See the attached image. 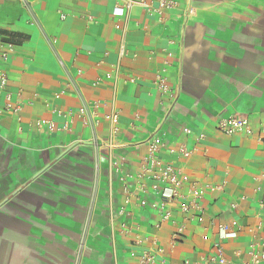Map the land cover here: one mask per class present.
<instances>
[{"label": "crops", "instance_id": "crops-1", "mask_svg": "<svg viewBox=\"0 0 264 264\" xmlns=\"http://www.w3.org/2000/svg\"><path fill=\"white\" fill-rule=\"evenodd\" d=\"M125 1L0 0V39L15 45L0 58V264H141L153 246L154 264H221L220 248L223 264H244L253 230L264 251V0L115 14ZM232 115L248 129L222 131ZM156 136L159 159L182 168L181 193L203 190L202 212L174 202L162 220L153 187L167 183L138 177ZM226 224L235 236L222 237Z\"/></svg>", "mask_w": 264, "mask_h": 264}, {"label": "built area", "instance_id": "built-area-1", "mask_svg": "<svg viewBox=\"0 0 264 264\" xmlns=\"http://www.w3.org/2000/svg\"><path fill=\"white\" fill-rule=\"evenodd\" d=\"M154 0H126L123 5L116 6L115 14H124L126 11L130 10L135 3H139L144 6L148 11L153 12L159 16H162L166 11L172 10L176 7V0H156L157 5L153 4ZM62 17L65 15L62 13ZM15 50V45L12 42H5L0 39V58L7 59L8 56L13 53ZM126 50L122 53L124 54ZM101 63V62H99ZM164 71V69H163ZM112 72L106 73V77H111ZM131 81L135 79L131 78ZM155 84L161 90L163 94L171 93V89L169 88L166 77L163 75V72H158L154 79ZM98 83V82H96ZM7 84V75L2 73L0 75V93L4 89ZM94 106L97 107V103H94ZM11 107V105H9ZM87 113L89 117L87 118ZM80 116H84L85 122L90 123L95 126L99 121L100 117L96 113V111L90 112L87 106H84L80 109ZM105 119L108 120L112 125L116 126L119 122V114L116 111H112L105 115ZM69 124L73 122V118L70 115ZM43 123L48 124L52 129L55 128V125L52 121H43ZM220 129L224 131L226 134H235L243 129H248V125H246V121L236 115L229 116L227 118H223L219 122ZM116 130V127H115ZM185 132H190L191 130L186 127L184 128ZM204 135L200 134L199 138H203ZM149 147V162L150 165L144 167L143 171L138 174V177H145L147 175L153 176L154 178L164 181L167 183V186L164 188H159L158 186H154L153 190L156 194L161 197L159 208L162 212V220H169L171 218V209L169 205L174 202L180 203V209L183 213L191 214L192 211H200L202 209L199 204V199H201L203 195V190L197 187L195 184L190 188V194L187 195L185 193H181L180 188L183 184L182 179V168L176 167L172 164H165L159 159V152L161 149L167 147L166 142L162 141L159 137H152L148 140ZM172 150V149H171ZM196 151V147L187 148L184 145L180 147V153L184 157H189L193 152ZM115 170L120 171V164L114 163ZM142 190H146L144 184L141 185ZM126 201L129 202V197H126ZM145 204V201H142ZM264 206V201L260 203ZM235 224V223H234ZM230 225L226 224L222 227V237L229 238L236 235V232L230 230ZM259 229V227H258ZM183 226L179 225L172 234V248L175 247L176 237L182 233ZM252 242H251V251H250V259L246 261L244 264H260L264 261V251H260L256 249L257 243V232L253 230L252 233ZM147 239V238H144ZM144 239H138L139 244H142ZM152 243L156 244L155 240ZM264 245V243H262ZM164 249L160 246L149 247L148 249H144L141 253V264H154L157 260L158 256L163 253ZM218 262L223 264L225 262L222 249L220 248L218 254ZM185 264H189L186 262Z\"/></svg>", "mask_w": 264, "mask_h": 264}]
</instances>
